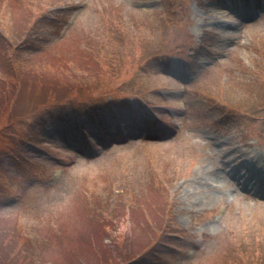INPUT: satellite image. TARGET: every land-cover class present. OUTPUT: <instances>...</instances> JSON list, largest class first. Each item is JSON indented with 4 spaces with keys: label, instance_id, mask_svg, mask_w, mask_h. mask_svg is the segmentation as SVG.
Listing matches in <instances>:
<instances>
[{
    "label": "rangeland",
    "instance_id": "obj_1",
    "mask_svg": "<svg viewBox=\"0 0 264 264\" xmlns=\"http://www.w3.org/2000/svg\"><path fill=\"white\" fill-rule=\"evenodd\" d=\"M82 1L87 5L59 34ZM212 1L0 0V74L11 58L34 64L15 82L0 80V234L14 242V264H95L107 247L113 255L121 250L128 264H172L200 233L202 247L176 264L264 262V198L241 186L246 169L264 163V17L231 30L225 25L232 16ZM188 33L206 42L201 58L190 56L191 65L177 59V66L165 60L163 71L156 56L167 57ZM84 50L105 67L92 88L110 90L124 110L113 113L95 91L90 99L54 103L56 94L74 90L60 81L75 75L68 64ZM170 67L183 70L182 83ZM20 82L27 91L9 104ZM136 96L163 117V139L144 130L90 160L65 145L70 132L78 133L75 119L93 124L87 105L98 102L94 113L105 121L122 115L127 127ZM219 99L248 115L223 118ZM175 109L181 111L173 116ZM72 153L77 162L46 186ZM78 220L87 229L64 238Z\"/></svg>",
    "mask_w": 264,
    "mask_h": 264
},
{
    "label": "trees",
    "instance_id": "obj_2",
    "mask_svg": "<svg viewBox=\"0 0 264 264\" xmlns=\"http://www.w3.org/2000/svg\"><path fill=\"white\" fill-rule=\"evenodd\" d=\"M90 58V57H89ZM90 62V66H93L94 65V63L90 60V59H88ZM87 60V61H88ZM94 60V59H93ZM87 61L86 62H84V63H82L81 65L82 66H84V65H88L87 64ZM72 77H74V79L75 80H71V78L70 79H68L69 80V82L70 83H72L74 86L76 85V84H82L83 83V79L81 78V77H78V76H72ZM2 94V93H1ZM94 210V209H93ZM93 213V215H96L97 216V220H98V222L100 223V224H102V221H100L99 220V217H102V215H101V213L100 212H98V211H96L95 210V212L93 211L92 212ZM86 219V218H85ZM158 219V218H157ZM81 221V220H80ZM80 221L78 220L76 223H75V225L73 226V229L71 230V229H68V230H66L64 233H63V237L65 238H68L69 239V234H72V235H75L77 238H78V235L80 236V234L82 235V233H83V230H85V229H87V226H86V224L84 223H80ZM87 221V220H86ZM159 221V219L156 221V222H158ZM84 222H85V220H84ZM106 222H108V221H106ZM83 224V225H82ZM99 229H102V230H104V228H100L99 227ZM105 233V231L103 232V234ZM12 235V234H11ZM50 236H55L54 234H52V233H50L49 234ZM58 236H56V242H55V245H57V242H58ZM8 240H10V238L8 239ZM16 250L15 249H13V246L12 245H10V244H6V243H4L3 242V240H1L0 241V264H14V262L13 261H16V258H15V255H16ZM101 256L102 257H95V264H114V262L116 261V259H117V257H115L113 254H111V251H110V249L107 247L106 248V251L105 252H103L102 254H101ZM117 256L119 257V258H123V259H125L126 257H127V255H125L121 250H119L118 251V254H117ZM101 261H102V263H101Z\"/></svg>",
    "mask_w": 264,
    "mask_h": 264
},
{
    "label": "bare ground",
    "instance_id": "obj_3",
    "mask_svg": "<svg viewBox=\"0 0 264 264\" xmlns=\"http://www.w3.org/2000/svg\"><path fill=\"white\" fill-rule=\"evenodd\" d=\"M233 1H235V0H233Z\"/></svg>",
    "mask_w": 264,
    "mask_h": 264
}]
</instances>
